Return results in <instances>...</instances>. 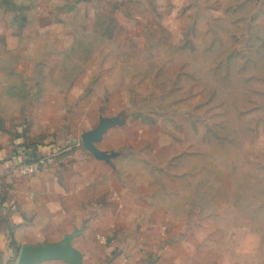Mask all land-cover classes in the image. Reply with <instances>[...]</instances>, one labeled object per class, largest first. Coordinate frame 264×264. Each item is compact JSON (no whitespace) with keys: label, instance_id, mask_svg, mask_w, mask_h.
<instances>
[{"label":"rangeland","instance_id":"374dc122","mask_svg":"<svg viewBox=\"0 0 264 264\" xmlns=\"http://www.w3.org/2000/svg\"><path fill=\"white\" fill-rule=\"evenodd\" d=\"M0 17V126L45 93L97 98L100 124L79 138L82 102L66 103L55 161L75 147L113 160L153 220L198 223L230 261L264 264V0H0Z\"/></svg>","mask_w":264,"mask_h":264},{"label":"crops","instance_id":"0c3cea01","mask_svg":"<svg viewBox=\"0 0 264 264\" xmlns=\"http://www.w3.org/2000/svg\"><path fill=\"white\" fill-rule=\"evenodd\" d=\"M35 3L48 11L54 0ZM3 19L0 17V22ZM5 41V26L0 25L3 60ZM20 50L14 47L10 52ZM21 65L19 62L13 68L14 76L21 78ZM4 71H8L6 63L0 62L1 81L7 78ZM67 96L45 93L20 124L0 126V264H18L24 246L54 245L71 235L83 264H241L224 256L204 229L199 231L198 223L189 224L186 230L181 224L166 225L159 217L154 221L151 216L159 210L144 203L143 193L129 186L117 164L99 159L83 147L64 152L37 175L21 174L19 163L62 151L71 144L64 116L67 102H82L71 130L77 138L100 124L96 114L100 100L83 93L79 96L75 90ZM113 131L98 145L105 156L112 154L111 145L124 136ZM124 132L125 137L135 134L130 126ZM40 264L70 263L52 259Z\"/></svg>","mask_w":264,"mask_h":264},{"label":"water","instance_id":"95a60500","mask_svg":"<svg viewBox=\"0 0 264 264\" xmlns=\"http://www.w3.org/2000/svg\"><path fill=\"white\" fill-rule=\"evenodd\" d=\"M74 235L54 245L24 246L19 255L18 264H40L47 260H66L70 264H83L82 254L72 246Z\"/></svg>","mask_w":264,"mask_h":264},{"label":"built area","instance_id":"2783aa9c","mask_svg":"<svg viewBox=\"0 0 264 264\" xmlns=\"http://www.w3.org/2000/svg\"><path fill=\"white\" fill-rule=\"evenodd\" d=\"M56 156L57 154L40 156L33 159L32 161L19 163V172L25 176L37 175L46 170L48 167L52 166Z\"/></svg>","mask_w":264,"mask_h":264}]
</instances>
